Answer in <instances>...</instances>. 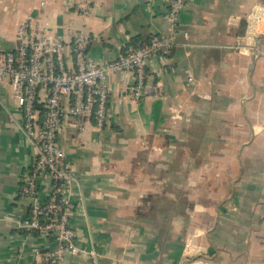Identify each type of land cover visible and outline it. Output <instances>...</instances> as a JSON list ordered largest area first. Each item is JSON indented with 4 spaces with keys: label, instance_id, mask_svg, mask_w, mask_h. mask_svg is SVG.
<instances>
[{
    "label": "crops",
    "instance_id": "crops-1",
    "mask_svg": "<svg viewBox=\"0 0 264 264\" xmlns=\"http://www.w3.org/2000/svg\"><path fill=\"white\" fill-rule=\"evenodd\" d=\"M31 15L59 34L65 23L83 27L100 63L138 48L137 36L175 37L148 65L161 96L123 97L129 76L113 73L107 129L62 125L77 179L70 225L98 252L65 264H264V0H190L176 23L163 0H95L85 18L71 0H0V49L16 47ZM22 121L0 83V264H41L36 252L57 247L18 226L35 159Z\"/></svg>",
    "mask_w": 264,
    "mask_h": 264
},
{
    "label": "built area",
    "instance_id": "built-area-1",
    "mask_svg": "<svg viewBox=\"0 0 264 264\" xmlns=\"http://www.w3.org/2000/svg\"><path fill=\"white\" fill-rule=\"evenodd\" d=\"M190 0H163L166 16L177 22ZM95 0H71L79 17L93 11ZM14 49H0V83L12 87L22 112V131L34 145L35 159L23 176L20 194L29 200L31 213L18 226L27 233H39L57 242L54 249H40L41 264H65L67 255L97 257L98 252L79 245L70 216L76 175L67 162L59 133L67 119L77 124L91 121L99 130L110 122L112 89L109 76L127 72L129 79L121 89L123 97L141 102L163 93L162 85L148 70L151 59L164 56L175 45L173 34L152 37L150 43L130 50L115 60L100 63L89 54L92 36L84 28L65 23L62 33L27 17L17 28ZM234 47L242 49L240 38ZM50 184L47 195L43 187Z\"/></svg>",
    "mask_w": 264,
    "mask_h": 264
},
{
    "label": "trees",
    "instance_id": "trees-1",
    "mask_svg": "<svg viewBox=\"0 0 264 264\" xmlns=\"http://www.w3.org/2000/svg\"><path fill=\"white\" fill-rule=\"evenodd\" d=\"M152 37H154V36H151L150 38H146V39H143V37H141V36H137V37H135L134 39H133V42H131L132 43V45L133 46H135V47H143V46H146V45H148L149 43H150V41H151V39H152ZM129 52V50L128 51H126L124 54H127ZM30 204V203H29ZM30 213H31V207H30V205H29V215H30ZM28 215V216H29ZM27 233V232H26ZM28 234H30V233H28ZM34 236H41L39 233H37V232H35V233H32ZM42 249H47V248H45V247H42Z\"/></svg>",
    "mask_w": 264,
    "mask_h": 264
}]
</instances>
